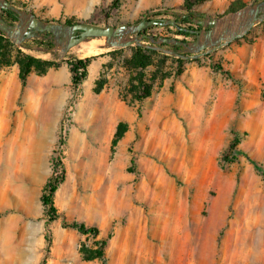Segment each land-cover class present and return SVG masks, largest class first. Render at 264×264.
Instances as JSON below:
<instances>
[{"label":"rangeland","instance_id":"rangeland-1","mask_svg":"<svg viewBox=\"0 0 264 264\" xmlns=\"http://www.w3.org/2000/svg\"><path fill=\"white\" fill-rule=\"evenodd\" d=\"M4 1L18 22L5 19ZM262 4L193 0L190 17L185 0H0V18L21 26L13 38L0 30V87L4 99L14 93L12 110L6 99L0 106V264H192L186 252L193 237L195 264H264V77L245 78L235 58L264 38V22L212 50L219 38L239 33ZM32 18L61 26L158 24L124 36L141 45L106 48L105 37L88 39L99 49L83 57L72 50L64 54L52 33L23 39ZM178 27L198 33L185 37ZM204 44L209 48L197 52ZM138 48L145 50L151 86L143 103ZM75 58H93L79 88L68 65ZM41 82L57 99L53 139L26 149L17 138L27 123V93L40 91ZM87 88L92 103L102 106L99 112L89 111ZM41 100L45 114L48 95ZM74 133L81 135L76 148ZM63 177L54 196L58 218L51 221L42 196L51 179ZM254 192L240 232L231 223ZM72 224L96 227L99 236Z\"/></svg>","mask_w":264,"mask_h":264},{"label":"bare ground","instance_id":"bare-ground-1","mask_svg":"<svg viewBox=\"0 0 264 264\" xmlns=\"http://www.w3.org/2000/svg\"><path fill=\"white\" fill-rule=\"evenodd\" d=\"M99 49V45L96 42L93 41H85L82 42L80 44L75 45L72 48V52H74L77 55L83 56V57H88L91 56L93 54H95L97 52V50ZM57 82V81H55ZM48 84H51L50 81H47ZM41 82V86H40V91L38 92H28L27 96H28V101L29 103L26 104V114H27V123L25 124V128H24V132L19 135V131L17 132V134H14L13 137L15 138V136L19 135V137L17 139H20L21 141V145H23L24 148H28L29 145L31 144H39V143H44V144H48L51 143L52 139H53V129H54V123H55V114H54V107H53V103L55 101H57V99L54 97V92L53 90H50L48 87L49 85ZM38 93V96H36V94ZM87 93V107L91 108L89 111H91L92 109H97L96 111L99 112L100 109H98L99 107L101 108V105L97 106L96 102L91 101V98L89 97V89L87 88L86 90ZM14 93H11L9 98L6 99L7 100V106L8 108H10V110H12L11 108H13V96ZM48 95L49 100H47V104L48 106H50L49 109H47L46 113L44 114V112H42V109L40 105L41 103V99L43 98V95ZM4 99V95L2 93V88L0 87V106L3 103V101H6ZM37 110V113H33L32 109ZM41 109V110H40ZM95 111V112H96ZM105 117L102 119V128L106 127L107 129V125H105L108 121H109V115L108 112L105 111ZM26 114H23V118H26ZM16 118L21 120V115L17 114ZM104 124V125H103ZM103 130L100 132V134H102ZM12 138L13 142H16L17 139L14 141ZM10 138V139H11ZM81 139V135L79 133H74L72 138H71V144L74 148L77 147V145L79 144V140ZM0 144H1V133H0ZM14 144V143H13ZM90 153H93L92 151H90ZM121 150H120V154H121ZM93 154H96L95 152ZM92 154V155H93ZM120 159V156H119ZM117 163V162H116ZM118 165H120L121 163H117ZM116 164L115 168L118 167V165ZM259 185H255V188H258ZM127 189V187H126ZM256 190V189H255ZM173 193L176 192V189L173 188ZM260 194H263V192H261ZM255 196V192L254 193H249L246 202L244 203V206L240 205L241 207H239V211L236 214L235 220L231 223V226L233 228H235L236 230L238 229V231L241 232V229H243V225H242V221L245 220V216L249 215V212L251 211V208L253 207V205L250 203V199L251 197ZM259 198V197H258ZM259 200V199H257ZM182 206H184V204L182 203ZM196 220L195 225L197 224L198 220L196 218H194ZM198 225V224H197ZM241 226V229H240ZM184 230L186 231L187 229L184 226ZM198 230V229H197ZM177 232V226H172L171 228V232H170V239H172V241L176 240V232ZM239 234V232H238ZM185 235V233H184ZM187 237H189L188 234H186ZM188 243L191 246V250L190 253L189 249H185L184 247V251H187L186 253L188 254V258L192 257L193 258V262L192 264H195L196 262V254H197V247H198V243H197V239L195 237H193V239H188ZM189 247V246H188ZM187 247V248H188ZM234 251H237V249L235 248L234 245ZM171 264H176V262H171ZM232 264V263H229Z\"/></svg>","mask_w":264,"mask_h":264},{"label":"water","instance_id":"water-1","mask_svg":"<svg viewBox=\"0 0 264 264\" xmlns=\"http://www.w3.org/2000/svg\"><path fill=\"white\" fill-rule=\"evenodd\" d=\"M5 10L15 11L13 6L4 1V6L2 8V13ZM264 22V4L260 5L255 11L254 17L246 23V25L241 28L239 33L232 35L230 39H226L224 37L219 38L212 44V50H216L221 46L229 44L231 41L242 37L246 34L256 23ZM213 23V22H212ZM158 22L155 20L142 22L137 27H99L95 25L89 24H74L72 26H61V25H53V24H44L37 18H32L30 23V31L26 32V37L23 39L37 36L34 32L38 33H52L57 39L58 43L62 45L63 53L67 54L72 48L91 38H103L107 39L106 44L104 45L106 48H125L133 45H141L139 39H130L125 40L124 36L128 33H138L144 31L146 28L156 25ZM20 25H8L4 19L0 18V30L6 32L9 37L13 38L14 35L20 34ZM191 34H196L198 31H190ZM209 48V45L204 44L200 46L197 52L204 51ZM167 53H171L176 55L175 52L165 51ZM201 54H197L194 57H186V58H197Z\"/></svg>","mask_w":264,"mask_h":264},{"label":"trees","instance_id":"trees-1","mask_svg":"<svg viewBox=\"0 0 264 264\" xmlns=\"http://www.w3.org/2000/svg\"><path fill=\"white\" fill-rule=\"evenodd\" d=\"M192 2L193 0H185V10L187 11L190 17H193L192 14L194 13L193 8H192ZM3 14L5 16V19L9 21L10 23H16L19 20V15L12 10H5L3 11ZM184 23H190V22L189 20L185 19ZM192 30L193 29L179 28V34L185 37H189L192 35L190 33V31ZM45 37L47 38L48 36H45ZM41 45L53 46V43L51 41H47V42L41 41ZM144 52L145 50L143 48H138L137 55H136L138 67L140 68L139 73L137 75V81L139 82V88H140V94L138 95V101L140 103H143L144 99L147 98L151 94V86L145 81L144 71L147 68L148 64L146 62ZM92 59L93 58H86V59L75 58L68 62V65L70 66V71L72 73V84L74 88H79L83 84V82L87 79L88 67ZM213 68L221 71L224 75L229 76L233 81L240 84V81L236 80L234 76L230 73V71L224 69L222 65L214 63ZM26 75L27 73H23L22 75L23 85H25ZM236 142H237V139L235 138L232 142V146ZM132 164L134 165L135 162L132 161ZM63 179L64 177L61 179L59 178L51 179L47 183L44 189V193L42 196V203L44 207L47 209L49 216L51 217V221H54L58 218V210L54 204V196L60 184L62 183ZM68 227L77 229L80 233L92 236L94 238L99 236V230L96 227H89L84 224H72V225H68ZM101 244L104 245L105 241H101ZM96 257L103 259L104 255L101 251L98 250L96 252Z\"/></svg>","mask_w":264,"mask_h":264},{"label":"crops","instance_id":"crops-1","mask_svg":"<svg viewBox=\"0 0 264 264\" xmlns=\"http://www.w3.org/2000/svg\"><path fill=\"white\" fill-rule=\"evenodd\" d=\"M240 71L244 77L252 80L254 76L264 77V38L247 45L240 56H235Z\"/></svg>","mask_w":264,"mask_h":264}]
</instances>
